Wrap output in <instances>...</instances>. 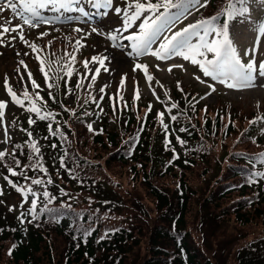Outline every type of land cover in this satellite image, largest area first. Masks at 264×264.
Listing matches in <instances>:
<instances>
[{"label":"trees","instance_id":"trees-1","mask_svg":"<svg viewBox=\"0 0 264 264\" xmlns=\"http://www.w3.org/2000/svg\"><path fill=\"white\" fill-rule=\"evenodd\" d=\"M226 3L209 0L199 19L215 15ZM75 84H69L74 89L70 102L63 81L53 89L55 102L46 92L29 88L30 94L39 91L47 101L45 110L56 116L53 130L58 127L60 132L52 136L47 122L26 111L25 101V116L15 122L19 139L9 149L21 145L15 150L17 158L22 166L28 163L30 138L21 129L31 131L53 180L48 190L57 199L49 207L65 211L63 203L71 208L59 222L43 216L36 226L20 224L16 214L4 215L0 203V229H5L0 232V264H264V182L248 183L249 173L264 172L259 159L264 138L254 137L258 122L250 124L263 114L222 103L207 106L197 101L195 87L186 84H180L182 92L177 85L172 87L160 105L109 93L98 113L95 103L84 102L88 93L75 89ZM22 92H16L21 99ZM172 102L179 106L172 113L178 120H169L171 144L166 147L157 113ZM29 116L37 120L34 126L28 124ZM90 120L96 121L98 134L87 130ZM177 136L185 141L183 146ZM61 158L76 179L60 166ZM5 159L8 166H15L11 158ZM0 168L13 182L30 183L10 176L4 163ZM28 175L44 173L28 171ZM60 189L68 195L62 196ZM229 226L234 231L231 239L223 232ZM87 228L94 231L86 243L73 239ZM106 230L108 238L100 239ZM225 237L228 253L217 248Z\"/></svg>","mask_w":264,"mask_h":264},{"label":"snow or ice","instance_id":"snow-or-ice-1","mask_svg":"<svg viewBox=\"0 0 264 264\" xmlns=\"http://www.w3.org/2000/svg\"><path fill=\"white\" fill-rule=\"evenodd\" d=\"M122 2L124 4L123 8L114 7V0H88V3L97 10V14L107 16L108 10H113L118 17H121L122 24L121 27L108 32L102 31L95 26L91 27L88 32H85V29L82 27L74 28V32L83 33L73 45L76 52L86 46L84 42L89 36L96 34L111 41V46L113 48L123 50L126 47H130L131 50L127 52V55L136 59L144 55H151L158 60L180 57L184 61L198 66L203 77L211 78V81L218 82L228 89L245 90L255 87H264V60L257 61L258 54L264 55V53L260 52L261 39L264 38V21L255 24L254 31L256 35L251 47L238 49L233 39L230 38V26L233 21L237 20V18H240L242 21L252 20L249 0H227V3L215 15L207 18L202 17L177 31H173V29L187 19L188 16L192 15L193 11L199 12L200 9L206 8L209 0H155V2H153V0H122ZM80 4L81 0H18V3H14L13 0H5L4 3L0 4V13H3L6 9H11L14 15L0 22V46L6 47L18 38L22 44L31 48L32 52L42 51L38 45L29 43V41L25 39L24 26L31 29H39L42 26H53L57 23H63L65 19L73 22L88 23L87 20H82L79 16L63 17L59 15L61 13L77 12L80 13L82 17H89V13L85 11L84 7L77 6ZM258 8L264 10V0H258ZM101 9L105 11L101 13ZM44 10L56 13L57 15H54L52 18H47L43 15ZM222 17L223 19H221ZM14 18L21 20L22 23L13 25L12 20ZM133 28L136 30L131 31L128 35H123L124 32H128L129 29ZM13 33H15V35H13ZM49 34L50 33L47 31L41 32L37 38L42 39ZM5 38H7V43L5 42ZM121 39L129 41L130 45L118 43L117 41ZM156 44H158V48L154 49L153 45ZM50 45L51 41H49V46ZM28 54L27 52L24 53V55ZM16 55L19 56L20 53L17 52ZM65 56L68 59L63 64H61L60 59L45 61L41 59L39 55L36 57L39 62L38 70L43 75L47 87V95L53 102L56 101L53 89H59L61 81H63L66 90L65 94L69 97L73 95L74 89L70 87L69 84L74 74L78 76L75 89H93L101 70L103 69L104 72H110L105 62L108 61L111 63L112 58L107 55H94L90 60L85 59L83 61L85 72L82 74L78 73L74 66L76 56L68 52L65 53ZM19 63L23 65L27 71V77L31 83V88L33 90L40 89L41 86L33 78L32 72L27 70L25 62L20 60ZM183 67V65H170L167 71L171 73L173 68L183 69ZM157 68H159L158 65ZM137 69L143 70L149 88L155 96V89L152 87L154 77L149 74L148 66L137 62L134 64L133 71ZM17 71H19V69H17ZM195 79L200 83H205L210 89L201 99H206L207 96L216 91L215 84L207 83L205 80L201 79L200 76H196ZM258 79L262 81L259 84H257ZM85 80L88 81L87 85L84 83ZM125 80L126 74L121 77V88H123ZM23 81L24 77L21 76V84H23ZM156 83L159 84L160 82L156 81ZM4 86L13 104L24 107L25 101H27L29 106L26 108V111L35 114L39 121L47 122L48 131L52 136H56L57 133L60 132L58 127L53 130V123L56 122V116L51 111L45 110L47 108V101H44L39 91H35L33 96V94H30L27 85H23V99H21L10 86L7 76L5 77ZM107 87L108 85L105 84L99 88L98 91L102 94L100 97L101 99H103V94ZM160 87H163V85L160 84ZM177 87L181 92L183 91L179 82H177ZM165 96H168L167 91H165ZM139 98L140 94L137 87L133 99L136 101L139 100ZM156 98L159 100L158 96ZM168 98L171 100L170 96ZM77 99H79V97H77ZM109 99L112 100L113 98L109 97ZM119 99L122 101L123 96H119ZM89 100L93 103H97L99 107L96 97L91 93H88L84 102L87 103ZM37 101H41L42 106L38 105ZM61 106L63 107V105ZM6 107L7 102L0 101V124L3 123ZM112 107L115 113L117 110L116 105L113 104ZM124 107L127 108L128 105L125 104ZM151 107L152 106L149 104L147 109L148 112L151 111ZM178 107L177 103L172 102L170 107H166L165 109L171 122H176L178 120V115L172 114L173 110ZM65 111L72 112V114L75 115L73 109L65 108ZM100 111L102 112L103 109L101 108ZM204 111H207L206 107ZM165 112H158L157 117L166 134L165 139L167 147L168 144H171V141L168 139L169 124L164 122ZM180 114L182 115V113ZM84 115H91V113L85 112ZM221 119H223V117H221ZM257 122H264V117H256L250 121V124H256ZM36 123L37 120L29 116L28 124L34 126ZM204 123H207V121L205 120ZM227 127L228 125H225V128ZM87 130L91 133L98 134L91 123L87 124ZM21 131H25L30 138V140L26 142L29 149L27 155L28 163L22 166L20 159L17 158L15 150L22 147L19 144L14 146L15 150L13 151H9L8 149L0 150V163H4L10 176L22 177L23 180L30 182L26 185H22L13 182L9 176L3 177V179L7 181V184L23 198L20 204L21 211L17 220L20 224L35 222L36 226H39L38 222L41 217L47 216L51 222H59L60 218L67 215V209H70L71 205L62 203L61 208L65 209V211L49 207V205L57 199V197L52 195L48 190V186L53 184V180L48 174L47 168L43 165V156L41 148L38 146V141L33 138L31 131L26 129H21ZM100 131L102 132V130ZM141 131H143V126L141 127ZM179 131L186 132L187 129L180 128ZM60 135L61 138H65L63 133H60ZM45 139H48V137H45ZM176 140L181 146L185 144V141L179 136L176 137ZM10 142L11 136L7 128H4V138L0 140V143L8 144ZM51 146L54 148L56 147L55 144ZM173 152H175L174 149ZM65 155H67V153H65ZM6 157L11 158L15 165L14 167L8 166L5 159ZM173 159H178V156L174 155ZM259 159L264 162V153L259 154ZM60 166L68 170L69 175L73 179H76L73 170L67 169L63 158L60 159ZM17 169H19V171H17ZM28 171L42 172L44 176L31 177L28 175ZM259 179H264V172H251L249 173L248 183H258ZM33 186L41 188L42 191H37ZM60 193L62 196L68 195L64 189H60ZM3 195V188L0 187V196ZM29 198H31V202L29 207L25 210L24 205L29 203ZM0 203H3V201H0ZM41 204L42 206H40ZM13 210L14 207H9V211ZM76 215L78 218H82L83 216V214ZM29 217L30 219H28ZM4 230L5 229H0V232ZM13 231H15V229H13ZM93 231L94 229L92 228L83 229L80 231L79 235L74 236L73 239L82 240L86 243ZM105 238H108L107 230L104 235L100 237V239ZM15 247L16 245L13 244L12 248L9 249V255L12 254V250ZM77 247H79V244H77Z\"/></svg>","mask_w":264,"mask_h":264},{"label":"rangeland","instance_id":"rangeland-1","mask_svg":"<svg viewBox=\"0 0 264 264\" xmlns=\"http://www.w3.org/2000/svg\"><path fill=\"white\" fill-rule=\"evenodd\" d=\"M5 0H0V4L4 3ZM14 3H18V0H13ZM78 7H84L85 11L89 13V17H82L80 13L72 12V13H61L63 17L74 16L81 17L82 20H87L88 23H79L64 20L63 23H57L53 26H42L39 29H31L27 26H24V35L25 39L29 41V43H35L39 47L46 50L51 48V61H55L60 59L61 64L67 61V57L65 53H76L80 60L85 57V59H91L94 55H107L112 58L111 63L106 61L105 63L110 69V72H104L101 70L100 75L98 76L93 89L82 88L81 92L90 91L95 97H99L97 103H95V110H98L104 104L106 99V92H111L113 94L120 92L125 96V98H133L134 92L138 85L139 94L141 100L150 101L154 104H157L161 101L162 97L165 95V91L171 90L172 87L177 85V82L180 84H186L194 86L197 90L196 94H198L197 101L203 103L207 106H214L217 103H222L223 105H227L230 109L241 110H251L254 114H263L264 115V87H255L245 90H234L228 89L223 85H220L218 82L211 81V78L203 77V74L199 71L198 66L192 65L188 61H184L180 57H173L167 60H158L157 58L151 55H144L139 57L138 59L134 57H129L127 52L131 49L130 47H126L123 50L119 48H113L111 46V41L106 39L105 37L98 36L96 34H92L87 38L84 42L86 44L85 47L81 48L78 52H76L73 48L75 41L79 39L83 33H76L73 31L76 27H82L85 29V32L90 31L91 27L95 26L101 29L102 31L108 32L113 29L121 27L122 19L118 17L113 10H108V15L103 16L97 14V10L94 9L91 4L88 3V0H81V4L77 5ZM114 7H124L122 0H114ZM250 13L252 20L251 21H242L238 18L235 22H232L230 26V38L233 39L234 43L238 47V49L249 48L252 46L253 41L255 39V24L264 21V10L258 8V0H252L249 2ZM201 10V9H200ZM105 10L101 9L100 12L103 13ZM199 12L193 11V14L188 16L182 23L178 24L173 31H177L180 28H183L189 23H193L198 19ZM14 14L11 9H6L3 13H0V22L3 20L12 17ZM43 15L47 18H52L56 13H52L50 11L44 10ZM13 25L21 24L22 21L14 18L12 20ZM139 23V22H137ZM59 29V30H56ZM136 30L135 28L129 29L128 32H124L123 35L130 34L131 31ZM49 32L48 36H45L44 39L31 40V35L36 34L39 36L41 32ZM15 35V33H13ZM49 41H51V45L49 46ZM5 42L7 43V38H5ZM118 43H122L125 45H130L129 41L118 40ZM153 48H158V44L153 45ZM19 52L20 55H16ZM29 53L28 55H24V53ZM260 52L264 53V38L261 39V48ZM37 55V52H32L31 48L26 47L22 44L19 39L12 41L6 47L0 46V101L7 102V107L5 109V116L3 123L0 124V140L4 138V128H7L9 135L11 136V142L8 144L2 143V149L10 148L11 144L19 139V133L16 129L15 122L17 120H21L25 115V109H22L21 106H17L11 102V98L8 96L4 81L7 76L8 82L13 90H23V85H27V87H31V83L27 77V71L20 65L19 61L23 60L24 62H31L30 65L27 66V70L31 71L33 74V78L40 84V90L45 88L43 81V75L39 72V62L33 57ZM62 58V59H61ZM84 59V60H85ZM83 60V61H84ZM264 60V55H257V61ZM48 61V60H47ZM78 61V60H77ZM141 63L147 65L152 70V75L154 77L152 81V87L155 89L156 95L152 94L151 89L149 88L148 82L146 81L143 70L137 69L133 71V67L135 63ZM157 65L159 68H157ZM170 65H183V69L181 68H173L172 72L169 73L167 71ZM75 68L78 73H84L85 69L82 65H78V62L75 61ZM17 68L19 71L17 72ZM126 74V80L123 88L120 86V81L122 75ZM24 77L23 84L20 82V77ZM196 76H200L201 79L205 80L207 83L215 84L216 91L211 95L207 96L206 99H201L205 96L206 93L210 91V89L206 86L205 83H200L195 79ZM78 78L76 74H74L71 78ZM90 79V77H89ZM138 84L136 85V82ZM156 81L160 83L157 84ZM71 82V81H70ZM261 80H257V84L261 83ZM85 85H87L88 81H84ZM107 84L108 87L105 89V93L103 94V99H101V93H99V88L103 85ZM160 84L163 87H160ZM159 97L157 100L156 97ZM71 96L67 97L66 101L70 102ZM258 116V115H257ZM165 123L169 124V118L167 113L165 112L164 117ZM93 125V128H96V122H90ZM254 137L257 139L264 138V122H258L255 130ZM261 168L264 170V162L261 161ZM5 173L0 168V187L3 188L4 195L0 197L1 203V211L4 215L16 214L19 216L20 214V204H21V195L14 191L11 187H7V182L3 179ZM264 182V179H261ZM31 202V198H29V203L24 205V209L26 210ZM9 207H14L13 211H9ZM226 235L231 239L233 237V229L231 226L228 227L226 231H223ZM226 239H222L219 241L218 249L226 250L228 253L227 245L224 243L227 242ZM250 239V238H247ZM234 249L237 246L233 247ZM218 251V250H217ZM217 253V252H216ZM226 253V252H225ZM223 253V254H225ZM221 258V257H219ZM220 262V261H219ZM219 264V263H218ZM228 264V263H227Z\"/></svg>","mask_w":264,"mask_h":264}]
</instances>
